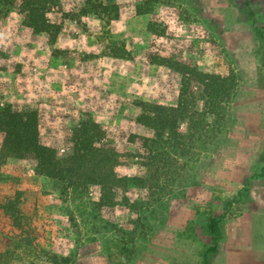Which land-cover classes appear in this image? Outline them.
<instances>
[{"label": "rangeland", "instance_id": "374dc122", "mask_svg": "<svg viewBox=\"0 0 264 264\" xmlns=\"http://www.w3.org/2000/svg\"><path fill=\"white\" fill-rule=\"evenodd\" d=\"M49 1L47 17L61 26L55 39L26 26L14 0H0V95L37 110L45 145L64 151L91 118L103 171L147 177L148 150L130 141L152 135L136 120L137 103L174 105L183 80L177 63L155 59L233 77L235 87L217 116L191 129L181 123L177 145L158 150L157 187L116 190L138 209H97L98 185L70 190L64 210L47 177L0 156V200L21 208L15 222L0 209V264L68 256L62 264H204L206 254L208 264H264V0ZM201 91L186 85L198 109ZM211 217L222 238L209 253Z\"/></svg>", "mask_w": 264, "mask_h": 264}, {"label": "trees", "instance_id": "16d2710c", "mask_svg": "<svg viewBox=\"0 0 264 264\" xmlns=\"http://www.w3.org/2000/svg\"><path fill=\"white\" fill-rule=\"evenodd\" d=\"M15 7L23 15L24 24L31 28L37 35L50 36L55 39L60 33L61 26L53 23L47 14L51 12L49 0H14ZM155 61L175 67L178 64L183 80L180 85L178 101L174 105H165L140 101L137 103L138 113L136 120L139 124L152 130V135L132 133L130 141L139 148L148 150L149 156L144 164L152 169L147 177L139 175H118L112 167V173L103 171L102 164L105 160L104 148L95 146L94 139L100 133V125L91 118L83 121L74 129L73 135L67 141L64 151L45 145L40 141L39 117L35 108H15L11 102L2 100L0 95V156L15 157L30 163L35 172L47 177L52 188L59 193L60 207L69 210V191H89L94 186H101L99 198L95 207L99 210H108L121 203L127 207L135 206L138 209L139 201L129 202L126 196L123 201L116 199V190L119 187L139 186L155 188L159 184L160 171L164 158L159 149L166 145L180 141L181 123L186 122L187 128L202 126L209 114L217 116L220 113L224 99L228 98L234 89L233 77L220 73L205 72L184 62H175L172 58L161 56ZM198 84L202 87L199 94L203 106L198 109L195 101L187 98L186 85ZM117 152L112 148V161L117 160ZM98 156L102 160H98ZM0 209L9 215L15 222L16 210H21L20 201L0 200ZM138 211V210H136ZM72 229L79 233L73 215L69 213ZM209 232L212 235L213 245L208 252L218 249L222 238L220 221L215 217L209 219ZM69 256L62 258V262L55 257V263H68ZM204 264H208L207 254Z\"/></svg>", "mask_w": 264, "mask_h": 264}]
</instances>
